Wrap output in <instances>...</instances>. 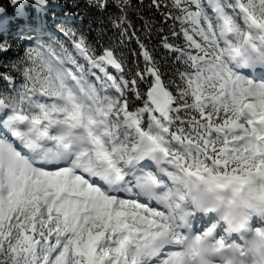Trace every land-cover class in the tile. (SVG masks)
Wrapping results in <instances>:
<instances>
[{"label":"snow or ice","instance_id":"obj_1","mask_svg":"<svg viewBox=\"0 0 264 264\" xmlns=\"http://www.w3.org/2000/svg\"><path fill=\"white\" fill-rule=\"evenodd\" d=\"M89 3L95 21L50 24L49 0H0V264L243 257L264 225V0ZM202 187L247 192L250 223L204 211Z\"/></svg>","mask_w":264,"mask_h":264},{"label":"clouds","instance_id":"obj_2","mask_svg":"<svg viewBox=\"0 0 264 264\" xmlns=\"http://www.w3.org/2000/svg\"><path fill=\"white\" fill-rule=\"evenodd\" d=\"M205 197L204 211H213L225 222L241 220L244 224L250 223L253 215L251 209L245 204L249 200L247 192L234 193L231 189L226 191H206L202 187ZM237 234H241L240 228H233ZM240 245L243 248L244 256L239 255L240 249L229 250L222 254L223 264H260L264 257V225L259 230L253 227L250 230L245 228L242 233ZM199 250L205 256L208 264H213L221 256V253L214 250L210 242L199 245Z\"/></svg>","mask_w":264,"mask_h":264},{"label":"trees","instance_id":"obj_3","mask_svg":"<svg viewBox=\"0 0 264 264\" xmlns=\"http://www.w3.org/2000/svg\"><path fill=\"white\" fill-rule=\"evenodd\" d=\"M65 1L71 3L72 7L74 6L76 8L74 10L75 13H77L80 17H84V19H86V21L84 22L85 25H87L89 21H95V18L100 15L98 10L93 8L92 5L89 3V0H65ZM149 2H150V0H143V3L145 6H147L149 4ZM132 3L133 4H139L140 0H132ZM54 9H56V8H54ZM130 15H131V19H132L133 23L136 25L138 32L142 35V38L144 39L145 43L148 44L149 47L160 45V39L155 34V28H158L160 26L159 22L161 20V17L159 15V13H156L154 9H149L148 7H144V9L141 13V15L144 16L145 18H153V15H154V19L156 21V24L154 25V28H153V36L150 38L149 37H143L142 25L144 24V20L140 19L134 11L131 12ZM11 22L13 24L15 23L13 21H11ZM92 26H93V28H95L98 25L95 22H93ZM108 34L110 35L111 32H109ZM8 35L12 36L13 34L8 33ZM92 35H95V33H92ZM129 48L130 49H136L137 48V45L135 44L134 40H132L130 42ZM164 51L165 50L162 48V46H159L157 48V55L163 56ZM7 55L12 56V55H14V52H9ZM129 56H131L130 52H129ZM0 70H2V69H0Z\"/></svg>","mask_w":264,"mask_h":264}]
</instances>
